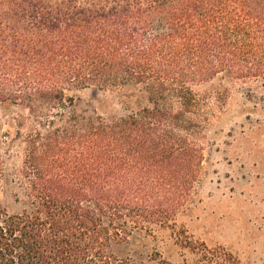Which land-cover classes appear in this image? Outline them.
Here are the masks:
<instances>
[{"label":"trees","instance_id":"trees-1","mask_svg":"<svg viewBox=\"0 0 264 264\" xmlns=\"http://www.w3.org/2000/svg\"><path fill=\"white\" fill-rule=\"evenodd\" d=\"M220 74L264 80V0H0V264H174L118 247L191 200Z\"/></svg>","mask_w":264,"mask_h":264},{"label":"rangeland","instance_id":"rangeland-1","mask_svg":"<svg viewBox=\"0 0 264 264\" xmlns=\"http://www.w3.org/2000/svg\"><path fill=\"white\" fill-rule=\"evenodd\" d=\"M193 90L204 151L192 198L170 226L140 235L119 252L174 264H264V80L220 74ZM67 94L78 107L98 111L113 98L93 87ZM17 163L14 157L9 165ZM10 202V188H0V205Z\"/></svg>","mask_w":264,"mask_h":264}]
</instances>
